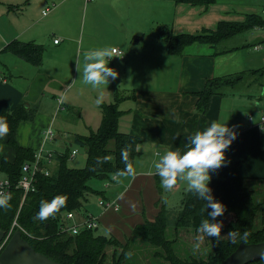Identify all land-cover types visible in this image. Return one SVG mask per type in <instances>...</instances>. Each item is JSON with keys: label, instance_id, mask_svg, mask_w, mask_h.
<instances>
[{"label": "crops", "instance_id": "0c3cea01", "mask_svg": "<svg viewBox=\"0 0 264 264\" xmlns=\"http://www.w3.org/2000/svg\"><path fill=\"white\" fill-rule=\"evenodd\" d=\"M263 8L264 0H217L208 6L172 0H0V112L19 101L35 106L33 119L17 126L16 140L24 147L54 153L55 142L70 140L55 131L51 140L42 135L46 127L54 130L59 110L56 103L61 104V110L67 106L76 111L72 113L82 117L89 130L100 123L98 96L102 95L103 102L111 101L115 92L130 96L119 103L124 111L119 129L139 137L149 158L143 165L136 166L134 161L130 172L113 175L110 184L115 185L104 187L102 194L105 197L107 188L106 198L111 197L118 206L126 195H144L145 200H139L144 209L131 207L136 216L147 205L152 212L162 204L168 206L170 195L183 182L178 179L171 190L163 189L161 178L155 174V162L168 150L183 152L186 138L212 121L227 120L225 123L237 133L225 156L240 161V173L264 177V149L259 146L264 131L259 121L264 112V72H251L264 67V28L253 27L214 45L192 43L179 55L167 52L161 33L169 27L173 34H194L214 29L221 20L242 21L251 13L264 15ZM43 10L47 12L43 14ZM11 40L43 45L40 66L3 51ZM104 47L122 51L113 52L108 61L118 75L99 88L85 85L81 78L84 52ZM242 71L240 81L220 87L211 96L205 112L196 109V93L203 89L206 79ZM153 147L156 150L152 152ZM14 157L6 133L0 137V162L13 161ZM0 174L5 176L1 170ZM86 202L82 213L92 212L98 219L105 213L95 210L94 203L95 208L88 210ZM132 204H125L126 209Z\"/></svg>", "mask_w": 264, "mask_h": 264}, {"label": "trees", "instance_id": "16d2710c", "mask_svg": "<svg viewBox=\"0 0 264 264\" xmlns=\"http://www.w3.org/2000/svg\"><path fill=\"white\" fill-rule=\"evenodd\" d=\"M172 1L208 6L217 0ZM256 26L264 28V16L251 13L246 14L242 21L221 20L214 29H203L194 34H173L169 27L160 32L164 35L167 52L179 55L192 43L214 45L226 37ZM2 50L38 67L42 62L44 47L33 41L11 40ZM258 71L263 73L264 67L251 70ZM244 72L206 79L203 89L196 93V109L205 112L211 96L218 93L220 87L232 86L240 81ZM124 98L131 97L115 92L111 101H102L98 105L101 112L99 125L95 129H89L87 134L73 135L72 142L85 149L84 166H68L66 160L70 150L66 148L63 152H54L49 174L37 173L34 190L29 191L23 199L20 189H10V207L0 209V229L7 232L12 221L16 219L17 225L23 231V238L36 251L62 264H143L137 257H131L128 253V239L121 243L111 236L96 234L95 229H84L75 234L59 230V222H63L62 217L66 211L80 212L88 194L103 195L102 190H97L89 184L91 179H106L111 182L113 175L130 172L133 168L135 158L140 153V139L119 129V118L124 112L119 103ZM35 111V106L31 107L25 101H19L12 108L0 112V119L4 120L8 127L7 143L15 152L13 161L1 159L0 170L11 179L12 184L21 176L22 164L31 161L35 153L31 147H24L17 142L15 131L21 121L32 120ZM259 146L264 148V131L260 134ZM225 161L221 167L213 170L209 187L214 199L225 207L224 213L215 218L223 224L221 232L225 234L233 230L238 235L232 239L228 236H221L216 240L209 237L210 247L204 251L181 252L178 246L179 231L192 230L197 234L198 226L207 218V211L210 210L204 211L206 202L187 189L182 193L176 208L162 204L152 219L143 218L142 222L131 228L130 236L152 251V259L155 257L163 264H217L241 241H264V197L261 201L255 199L253 189L245 181L250 177L243 176L239 171L240 161L229 156H225ZM251 178L259 181L264 179ZM257 184L263 185L264 182ZM56 196L65 197V203L46 220L36 218L40 202L51 201ZM110 248L111 254L108 255L107 250ZM246 264H264V257Z\"/></svg>", "mask_w": 264, "mask_h": 264}, {"label": "clouds", "instance_id": "9594fccd", "mask_svg": "<svg viewBox=\"0 0 264 264\" xmlns=\"http://www.w3.org/2000/svg\"><path fill=\"white\" fill-rule=\"evenodd\" d=\"M115 50L109 47L94 48L84 52L82 82L85 85H91L93 88H99L107 85L109 79H115L118 75L112 67L108 66V61L114 56ZM102 102V95L98 96L96 103ZM227 121V120H226ZM224 121H212L202 131L197 130L194 134L186 138V149L181 152L179 149L168 150L159 160L155 162V174L160 179L163 189L171 190L177 180L187 182V188L198 198L205 201L204 211H207V218L203 219L197 228L198 232L205 234L208 238L218 239L221 236H228L230 239L238 234L230 230L221 234L222 222L216 221L215 218L224 213L225 207L222 203L215 200L212 190L209 187L210 170L221 167L225 161V150L236 138L237 133L233 131ZM8 132L7 124L0 119V137ZM10 193L0 194V209L10 207ZM65 203V197L56 196L51 201L40 202L39 211L36 218L41 221L46 220L49 215L54 214ZM211 218V220L209 219ZM247 237V233H244ZM197 241L203 237H197ZM199 243L193 245L199 248ZM264 255V253H262Z\"/></svg>", "mask_w": 264, "mask_h": 264}, {"label": "rangeland", "instance_id": "374dc122", "mask_svg": "<svg viewBox=\"0 0 264 264\" xmlns=\"http://www.w3.org/2000/svg\"><path fill=\"white\" fill-rule=\"evenodd\" d=\"M264 16V15H262ZM6 74H8V71H6ZM76 90V87L73 88L72 92ZM48 97H50V95L46 96V100L49 101L51 100V98L49 99ZM61 102V101H60ZM54 107L55 108V102H53ZM56 105L59 107V110H56V116H55V122H54V130L53 132H57L59 135H63V137H66L68 139H70L69 141L66 140V142H62V141H57L55 142V149L57 150V152H63L64 150H72V149H76L77 153L73 156H68L67 160H66V164L68 166H73V167H82L85 164V158H86V154H85V149L82 146L76 145L72 142V137L74 133H88V129H86L84 127V124L82 122V117L80 118L79 115L74 114L72 112L76 111H70L69 108L67 106L64 107L63 110L60 109V105H58L56 103ZM260 119V118H259ZM125 129V128H124ZM121 130V129H120ZM123 131V130H122ZM61 139L60 136H58V140ZM67 148V149H66ZM264 149V148H262ZM138 150L142 152V154L139 156L137 155L136 160H135V164L136 166L138 164H144V160L148 159V152H146L144 145H140L138 147ZM156 150L155 147L152 148V152ZM56 154V153H55ZM210 177L213 176V170H210ZM1 176V174H0ZM245 177H250V176H245ZM251 177H255V176H251ZM248 178L246 179V184L253 189V194L256 200H262V198L264 197V184H257L260 183L261 181L264 182V179L259 181L256 178ZM106 182L110 181L108 180H101V179H91L89 184L97 189V190H102L104 189V187L108 186L105 185ZM115 184H110V188H112ZM117 191L119 190L118 186L116 187ZM187 188V182L183 181L181 186H179L178 191L174 194H171V200L172 201H168V207L170 208L172 205L173 208H176L178 205H176L178 203L179 198H181L182 193L184 191H186ZM114 190V188L112 189ZM149 196L151 195L152 192H150V190H147ZM104 194V193H103ZM88 201L85 205V208H87L88 210L94 209L96 207L95 210H99V212L101 211L99 206L97 205V200L104 198V199H110L111 197H107V188L105 189V197L101 194H88ZM133 195V193H132ZM133 197V198H132ZM143 197H145L144 195H137V196H131V195H126L124 196L123 202L125 204H129V203H133L130 208H128L127 205V209H126V205L123 203H119V208L117 209H106L104 211H102L104 214H102L99 217L98 220V227L95 228V233L96 234H101V235H105V236H111L115 239H117L118 241H120L121 243H125L128 240H130L129 243V254L131 257L135 256L137 257V259L139 261H141L143 264H159L157 261L160 262V264H163L161 260L153 257V259L151 258V253L152 251L147 249L145 245H143L141 242H139V240L137 239H133L132 236H130L131 233V228L139 222L143 221V218H147V219H152L156 214H157V207L155 208L154 212L153 208H151L150 206H146L145 211H143L141 214L139 215H135L133 213L137 212L136 210H133V206H139V207H143L141 209L145 208L144 204L139 203V200L144 199ZM167 197H169V195H167ZM134 198H135V202H134ZM151 198V197H150ZM145 200V199H144ZM160 200V199H159ZM180 201V200H179ZM96 202V203H95ZM157 202L160 201H156V204H158ZM95 204V207H93L91 204ZM118 204V203H117ZM160 208V207H159ZM109 210V211H108ZM94 211V210H93ZM107 211V212H106ZM81 212V211H80ZM125 212V213H124ZM87 213V212H86ZM96 213V211H95ZM85 214V213H83ZM125 214V217H123V215ZM97 215V214H96ZM132 215V216H129ZM98 216V215H97ZM12 226V227H11ZM8 229L7 232H5V239L6 241L10 238V236L14 233L15 230H19L20 233L22 234L23 231L22 229L17 226V225H11ZM221 234L223 235L224 233L221 232ZM23 237V236H22ZM197 237H203L202 240L197 241ZM199 243V248H194L193 245ZM210 243H211V239H209L205 234L201 233V232H197L194 233L192 230L190 231H179V235H178V246L181 249V252H183L184 250H188L191 253H196L198 251L201 250L204 251L206 248L210 247ZM5 244V243H4ZM119 247V246H118ZM117 247V248H118ZM108 255L111 254V248L107 250ZM109 259V258H108ZM110 261V259H109Z\"/></svg>", "mask_w": 264, "mask_h": 264}, {"label": "built area", "instance_id": "2783aa9c", "mask_svg": "<svg viewBox=\"0 0 264 264\" xmlns=\"http://www.w3.org/2000/svg\"><path fill=\"white\" fill-rule=\"evenodd\" d=\"M46 12V10H43L42 13L45 14ZM262 12L264 13V8ZM54 41L57 42V39H54ZM113 49L115 50L114 52L122 53L121 50H117L116 48ZM259 121L261 124H264V112L261 114ZM53 134V129L50 126L42 131L45 140H51L54 136ZM76 152V149H72L69 155L73 156ZM53 154L52 151L45 152L42 149L35 150L33 159L31 161H25L22 164L21 176L15 184H12L11 179L7 176L0 177V194L9 193L10 189L15 187L21 190L23 199L29 191L34 190L37 173H43L44 175L49 174V167L53 164ZM105 185H108V182H106ZM97 205L101 211L118 208V204L114 199L101 198L97 200ZM62 218L63 222H59L60 231H68L75 234L84 229H95L98 227V216L92 212L83 214L82 212L66 211ZM11 225H17L16 219L12 221Z\"/></svg>", "mask_w": 264, "mask_h": 264}, {"label": "water", "instance_id": "95a60500", "mask_svg": "<svg viewBox=\"0 0 264 264\" xmlns=\"http://www.w3.org/2000/svg\"><path fill=\"white\" fill-rule=\"evenodd\" d=\"M4 236L5 231L0 229V264H62L36 251L22 237L19 230H15L7 241ZM262 253H264V241L250 243L241 241L217 264H246L264 257Z\"/></svg>", "mask_w": 264, "mask_h": 264}]
</instances>
